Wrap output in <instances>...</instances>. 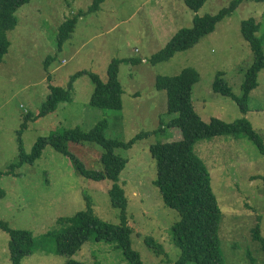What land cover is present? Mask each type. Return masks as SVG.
<instances>
[{
    "label": "rangeland",
    "instance_id": "1",
    "mask_svg": "<svg viewBox=\"0 0 264 264\" xmlns=\"http://www.w3.org/2000/svg\"><path fill=\"white\" fill-rule=\"evenodd\" d=\"M93 1L34 0L17 12L19 26L8 33L11 45L0 64V172L19 160L16 133L28 113L39 112L50 84L66 88L79 71L97 74L104 82L107 66L115 59L141 61L138 65H120L122 111L92 107L89 100L94 85L88 76H82L74 83L72 102L30 122L24 135L28 152L41 136L77 127L89 131L101 120L107 122L105 136L123 142L140 132L156 131L172 116L167 114L166 93L156 90L155 79L158 75L176 76L184 68H193L199 74L191 100L200 119L231 124L245 118L264 139V70L259 74L258 87L250 94V112L246 116L241 115L233 101L213 90L218 73L224 72L223 78L232 91L241 95L244 75L253 62L251 48L241 34V23L254 18L261 25L258 36L264 40V1H244L214 33L155 66L151 57L164 48L175 32L190 28L194 16L217 14L231 0H207L196 13L183 0H104L98 13L78 20L71 39L58 51L59 26L79 12H87ZM49 56L54 60L46 69ZM180 139L179 129H167L129 150H116L117 155L128 159L119 184L128 201L132 246L144 264H174L180 255L171 232L180 216L163 205L153 185L156 172L149 152L151 144ZM69 147L87 168L101 169L94 154L101 152L97 145L72 143ZM194 151L212 174L213 190L223 215L219 236L224 263L264 264L262 246L252 239V229L257 224L264 237V181L258 178H264V156L243 134L198 141ZM16 174L0 178V190L6 194L0 200V223L11 230L33 234L37 248L23 264H65L67 256L56 254L55 241L48 234L60 228L61 218L85 211L86 198L101 222L120 224V212L112 207L107 195L113 183L81 177L69 159L51 147L34 165H25ZM146 238L160 244L163 252L154 254L147 247ZM8 242L9 236L0 230V264H11ZM73 257L88 263L132 264L116 244L92 239Z\"/></svg>",
    "mask_w": 264,
    "mask_h": 264
},
{
    "label": "trees",
    "instance_id": "2",
    "mask_svg": "<svg viewBox=\"0 0 264 264\" xmlns=\"http://www.w3.org/2000/svg\"><path fill=\"white\" fill-rule=\"evenodd\" d=\"M34 0H0V64L9 52L10 41L8 33L19 26L16 14L25 5ZM207 0H183L186 7L196 13ZM249 0H231L226 7L215 15L194 16L190 28H181L167 41L164 48L151 57V64L157 65L169 61L175 54L184 52L198 44L200 40L215 32L217 26L227 18H231L240 5ZM262 2L264 0H253ZM104 0H94L87 12H79L73 19L67 20L58 28L56 48L62 51L75 31L78 20L87 15H93L101 10ZM261 25L250 18L241 23V34L249 44L253 53V62L247 69L241 85V95H236L223 78L225 73H218L213 84L217 94L233 101L241 115L250 112V94L258 87V77L264 70V40L258 36ZM54 60L49 56L45 60V67ZM138 65L140 60L135 58L115 59L108 64L106 81H102L97 74L79 71L74 74L66 88L49 85L50 90L36 115L28 113L19 131H17V148L19 160L11 164L3 175H17L16 170L25 165H34L47 147L68 158L74 171L85 179L95 182H112L107 195L114 209L119 210L120 224L111 225L101 222L94 214L89 198H86L85 211L79 212L71 218H61L59 229L50 235L56 244V254L67 256L65 264H100L88 263L73 257L83 245L89 241L116 244L129 263L144 264L141 255L132 246V229L128 225V201L123 187L119 184L120 175L128 164L125 159L116 154V150H129L138 142L151 135L164 132L167 129H179L181 139L170 142L151 144L149 152L154 160L156 176L153 185L160 194L163 205L178 212L180 219L172 227L173 243L180 249V255L174 264H225L219 236L222 212L213 190L212 174L202 158L197 156L194 146L198 141L211 140L220 136L245 135L264 156V139L243 118L231 124L219 119L206 123L197 115L193 108L191 93L193 86L199 81V74L193 68H184L176 76L158 75L155 88L166 93L167 114L172 116L154 132H140L127 142L107 138L105 136V120L98 121L92 129L84 131L79 127L62 132H53L39 137L30 152L26 150L24 135L29 129L31 121L45 117L57 111L63 103H70L73 99L74 83L82 76H88L94 85V91L89 103L92 107L122 111L123 88L119 80L121 64ZM50 83L51 78L48 77ZM95 144L101 152L96 154L101 169L92 170L71 150L70 144ZM96 159V158H94ZM263 179L264 178L258 177ZM6 197L0 190V200ZM0 230L9 236L8 250L11 264H23V260L32 255L36 242L32 233L28 231L11 230L5 223H0ZM252 239L261 244L264 251V237L259 224L252 229ZM147 247L154 254H161L163 248L150 238L145 239ZM251 260H253L251 258Z\"/></svg>",
    "mask_w": 264,
    "mask_h": 264
}]
</instances>
